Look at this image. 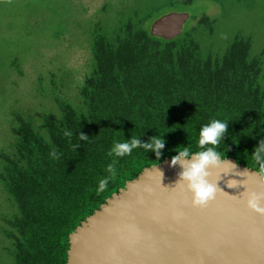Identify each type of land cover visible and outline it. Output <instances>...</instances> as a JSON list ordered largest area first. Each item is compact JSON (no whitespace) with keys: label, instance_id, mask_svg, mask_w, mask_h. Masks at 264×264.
Here are the masks:
<instances>
[{"label":"trees","instance_id":"obj_1","mask_svg":"<svg viewBox=\"0 0 264 264\" xmlns=\"http://www.w3.org/2000/svg\"><path fill=\"white\" fill-rule=\"evenodd\" d=\"M133 1L92 22L77 102L58 103L40 128L20 119L10 151L0 152L10 264H67L69 235L87 217L145 168L204 150L199 131L214 119L227 124L219 157L264 177V152L254 158L264 142V50L254 51L253 35L236 30L214 46L217 19L203 15L173 40L153 37L155 19L201 0ZM133 138L130 153L112 151ZM154 138L163 147L145 148Z\"/></svg>","mask_w":264,"mask_h":264},{"label":"water","instance_id":"obj_2","mask_svg":"<svg viewBox=\"0 0 264 264\" xmlns=\"http://www.w3.org/2000/svg\"><path fill=\"white\" fill-rule=\"evenodd\" d=\"M189 19L187 12L166 13L150 34L173 40ZM195 158H166L107 198L69 235L67 264H264V214L247 206L249 193L264 195V177L218 157L206 169L215 196L195 205L180 178Z\"/></svg>","mask_w":264,"mask_h":264},{"label":"rangeland","instance_id":"obj_3","mask_svg":"<svg viewBox=\"0 0 264 264\" xmlns=\"http://www.w3.org/2000/svg\"><path fill=\"white\" fill-rule=\"evenodd\" d=\"M128 2L135 1L0 0V152L10 151L20 119L40 128L58 103L77 102L92 22ZM171 12L189 13L184 31L203 15L217 19L214 46L243 30L253 35L254 51L264 50V0H201ZM6 199L0 185V264H10L2 250V217L13 210Z\"/></svg>","mask_w":264,"mask_h":264},{"label":"clouds","instance_id":"obj_4","mask_svg":"<svg viewBox=\"0 0 264 264\" xmlns=\"http://www.w3.org/2000/svg\"><path fill=\"white\" fill-rule=\"evenodd\" d=\"M227 128L226 122L214 119L209 124L204 125L198 136V144L202 151L195 153V160L185 166V170L180 174L181 180L187 181L188 188L193 194V203L195 205L203 206L208 201L214 198L216 188L210 183L206 177L209 173L206 171L209 165H215L218 157L221 155L216 151L215 146L218 145ZM84 138V137H82ZM138 139H131L129 142H117L112 149L116 155H124L130 153L133 148L139 145ZM206 145L211 147L205 148ZM145 148L160 149L163 147V140L160 138H154L151 144H145ZM260 152H264V142L257 149L255 159L260 160ZM190 152L188 149H182L179 154L173 158L172 163L175 164L177 160L183 157H189ZM259 171L264 174V162L261 163ZM106 186V182L101 180L99 182L98 191H102ZM261 200H264V195L257 194L255 192L248 194L247 206L258 214H264V206L261 205Z\"/></svg>","mask_w":264,"mask_h":264}]
</instances>
